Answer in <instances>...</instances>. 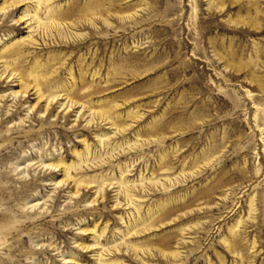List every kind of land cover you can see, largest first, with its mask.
I'll list each match as a JSON object with an SVG mask.
<instances>
[{"label":"rangeland","instance_id":"1","mask_svg":"<svg viewBox=\"0 0 264 264\" xmlns=\"http://www.w3.org/2000/svg\"><path fill=\"white\" fill-rule=\"evenodd\" d=\"M0 264H264V0H0Z\"/></svg>","mask_w":264,"mask_h":264},{"label":"bare ground","instance_id":"2","mask_svg":"<svg viewBox=\"0 0 264 264\" xmlns=\"http://www.w3.org/2000/svg\"><path fill=\"white\" fill-rule=\"evenodd\" d=\"M10 78V77H9ZM50 102V101H49Z\"/></svg>","mask_w":264,"mask_h":264}]
</instances>
